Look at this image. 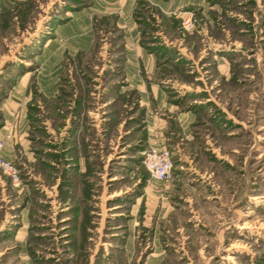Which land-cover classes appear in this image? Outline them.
<instances>
[{"label":"rangeland","instance_id":"rangeland-1","mask_svg":"<svg viewBox=\"0 0 264 264\" xmlns=\"http://www.w3.org/2000/svg\"><path fill=\"white\" fill-rule=\"evenodd\" d=\"M4 125L0 264H264V0H0Z\"/></svg>","mask_w":264,"mask_h":264},{"label":"built area","instance_id":"built-area-1","mask_svg":"<svg viewBox=\"0 0 264 264\" xmlns=\"http://www.w3.org/2000/svg\"><path fill=\"white\" fill-rule=\"evenodd\" d=\"M5 144L6 139L0 137V171L8 175L15 185H20V169L3 156ZM144 166L155 181L170 182L175 177L173 153L166 146L151 145L145 152Z\"/></svg>","mask_w":264,"mask_h":264},{"label":"crops","instance_id":"crops-1","mask_svg":"<svg viewBox=\"0 0 264 264\" xmlns=\"http://www.w3.org/2000/svg\"><path fill=\"white\" fill-rule=\"evenodd\" d=\"M139 81L140 82L136 86L142 87L140 88L142 91L141 101L146 103V101L152 100L154 101V103H156L157 106L161 104L163 106L164 105L169 106L170 110L179 109V105L171 103L169 95L167 94L165 90L160 88L159 83H158V87L154 88V85L152 82H150L151 83L150 84L145 79L144 80L140 79ZM149 84L151 85V88L148 87ZM178 118H179V121L181 122V126H183L186 122L187 123L192 122L195 119V114H193L191 111H182V112H179ZM0 130H1L0 137L6 139L5 148L3 149V156L7 160L12 161L13 158L18 157L17 152H12L13 150L12 145H13V138H14L13 130L9 129L6 125H4Z\"/></svg>","mask_w":264,"mask_h":264}]
</instances>
